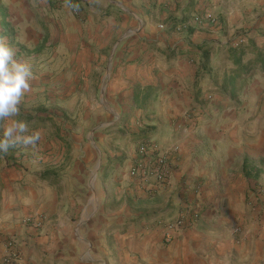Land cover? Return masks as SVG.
I'll return each mask as SVG.
<instances>
[{
	"label": "crops",
	"instance_id": "1",
	"mask_svg": "<svg viewBox=\"0 0 264 264\" xmlns=\"http://www.w3.org/2000/svg\"><path fill=\"white\" fill-rule=\"evenodd\" d=\"M215 3L0 0V41L33 74L19 105L29 107V99L55 88L79 98L83 83L95 84L98 53L117 40L107 93L145 103L135 114L155 127L149 141L169 154L171 167L168 184L152 181L134 190L117 188L122 180L107 168L109 200L100 205V218L99 208L84 204L81 177L56 180L48 172L32 173L28 157L14 164L0 155V257L4 238L18 236L28 244L29 264H83V239L90 244V264H100L102 254L105 264H264V199L252 203L264 189L263 166L251 154L261 142L250 149L230 139L223 147L220 126L181 118L193 109L204 114L197 101L213 84L200 81L191 63L193 53L213 51L211 67L217 64L219 26L194 19L215 18ZM187 206L199 212L197 222L169 229Z\"/></svg>",
	"mask_w": 264,
	"mask_h": 264
},
{
	"label": "rangeland",
	"instance_id": "2",
	"mask_svg": "<svg viewBox=\"0 0 264 264\" xmlns=\"http://www.w3.org/2000/svg\"><path fill=\"white\" fill-rule=\"evenodd\" d=\"M213 11L220 29L217 64L215 68L211 67V56L215 54L211 50L208 64L199 59L203 52L193 53L196 60L193 59L191 63L197 67L195 73L200 81L209 79L213 84L204 88L205 97L197 101L196 108L204 111V114L197 115L198 112L193 109L181 118L189 124L220 126L223 147L231 139L251 149L258 139L261 144H257L251 154L257 156L264 169V71L259 69L253 71L249 78L239 79L235 91L227 84L237 68L234 56L244 53L243 61L246 63L254 58L251 44L264 49V0H216ZM240 38L244 39V43L234 46ZM222 41L224 43L221 45ZM116 43L117 40H114L108 51L98 53L95 84L83 83L81 93L76 94L79 98L71 97L73 93L66 91L67 88L60 93L55 92V88L40 94L38 99H29V107L26 102L18 104V115L0 119V141L5 139L4 132L14 121L27 124V131L20 134L22 136L39 133V139L33 143L25 144L22 139L10 142L6 150L0 148V155L12 163L28 157L32 173L43 175L48 172L56 175V180L81 177L83 189L87 191L84 204L99 208L97 215L100 218L103 216L100 205L102 207L107 199L104 197L108 182L104 174L106 169L113 168L116 181L122 180L117 183V188L134 190L139 183L130 176L129 171L143 159L142 145L152 144L148 136L155 133V127L143 124L146 118L143 114H135L138 108L141 110L145 107V103L141 106L124 96L122 99L110 97L107 86L103 91L107 85L106 75L111 73L110 62L114 60ZM173 55L177 56V52H173ZM43 95L45 98L40 99ZM128 111L133 113L126 115ZM100 156L102 164L94 179ZM131 204L132 207L137 206L134 202ZM82 242L86 251L83 264L93 263L90 244L84 239ZM97 259H103L100 264H105L104 254Z\"/></svg>",
	"mask_w": 264,
	"mask_h": 264
},
{
	"label": "built area",
	"instance_id": "3",
	"mask_svg": "<svg viewBox=\"0 0 264 264\" xmlns=\"http://www.w3.org/2000/svg\"><path fill=\"white\" fill-rule=\"evenodd\" d=\"M72 12L75 16H80L78 8H73ZM197 23L207 21L213 26H218V22L210 15H197L195 18ZM184 29H189V25L181 26ZM244 43V39L240 38L235 42L236 47ZM212 98V97H211ZM141 153L143 159L137 165L132 167L129 171L130 176L138 181L141 185H148L155 183L157 185H166L170 181L171 167L170 156L160 146L155 144L145 143L142 145ZM153 181V182H152ZM264 199V189H261L256 195L253 205ZM199 212L192 209L190 206L185 207V214L180 216L177 220L168 224L169 229L183 230L194 225L199 219ZM242 232L241 227L236 228V233ZM4 250L0 257V264H29L25 258V248L28 244L18 236H9L4 238Z\"/></svg>",
	"mask_w": 264,
	"mask_h": 264
},
{
	"label": "clouds",
	"instance_id": "4",
	"mask_svg": "<svg viewBox=\"0 0 264 264\" xmlns=\"http://www.w3.org/2000/svg\"><path fill=\"white\" fill-rule=\"evenodd\" d=\"M31 68L14 59L13 50L0 41V119L16 116L19 112L18 104L21 97L30 89L32 79ZM27 131V124L23 121H14L12 126L4 132L5 139L0 141V148L7 149L9 143L23 140L25 144L39 139V133L31 136H22Z\"/></svg>",
	"mask_w": 264,
	"mask_h": 264
},
{
	"label": "trees",
	"instance_id": "5",
	"mask_svg": "<svg viewBox=\"0 0 264 264\" xmlns=\"http://www.w3.org/2000/svg\"><path fill=\"white\" fill-rule=\"evenodd\" d=\"M253 49L252 54L253 59H250L246 63L243 61L244 53L238 55V57H233L234 63L237 68L233 71V75L227 80V84L231 86V90L235 91L238 87V80L241 78H249L252 76V72L261 69L264 71V49L257 47L255 43L251 44ZM235 54V52H232ZM204 60L205 64L209 63L210 54L207 51L203 52L201 61ZM190 116V115H189ZM259 175L257 174V177Z\"/></svg>",
	"mask_w": 264,
	"mask_h": 264
},
{
	"label": "water",
	"instance_id": "6",
	"mask_svg": "<svg viewBox=\"0 0 264 264\" xmlns=\"http://www.w3.org/2000/svg\"><path fill=\"white\" fill-rule=\"evenodd\" d=\"M107 78H109V74H107ZM105 89H106V85L104 86L103 91H105ZM103 127H105V126H103ZM95 147L98 150L97 146H95ZM101 164H102V159H101V156H100V161L98 162V166H97L96 172L94 174V179L97 177V175L99 173V169L101 167Z\"/></svg>",
	"mask_w": 264,
	"mask_h": 264
}]
</instances>
